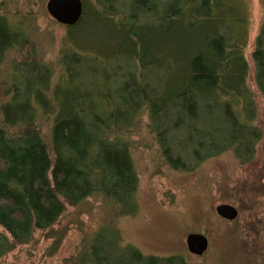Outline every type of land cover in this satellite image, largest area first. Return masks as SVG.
<instances>
[{"label": "trees", "instance_id": "1", "mask_svg": "<svg viewBox=\"0 0 264 264\" xmlns=\"http://www.w3.org/2000/svg\"><path fill=\"white\" fill-rule=\"evenodd\" d=\"M83 1L84 17L62 25L50 62L29 39L32 15L0 0V262L38 232L58 250L68 207L89 199H101L113 219L137 215L133 151L143 127L164 164L181 172L228 152L248 164L263 139L248 85L245 4ZM251 59L264 96V22ZM91 237L65 264H190L124 245L114 221Z\"/></svg>", "mask_w": 264, "mask_h": 264}, {"label": "rangeland", "instance_id": "2", "mask_svg": "<svg viewBox=\"0 0 264 264\" xmlns=\"http://www.w3.org/2000/svg\"><path fill=\"white\" fill-rule=\"evenodd\" d=\"M5 1L8 9L16 10L21 18L26 13L32 15L33 24L26 27L30 41L40 57L57 62L65 28L48 14L47 1ZM229 3L245 4L251 19L246 48L251 67L248 85L257 106L255 125L263 131L253 161L241 164L228 152L191 172L176 171L164 164L143 127L141 137L134 138L133 151L140 177L137 215L116 220L101 199H89L77 207H68L61 224L68 232L58 250L52 252V240L38 232L30 244L17 247L0 264H65L67 260H76L92 243L93 238L87 242L88 238L113 221L124 245L135 246L146 255H181L190 264H264V96L256 88L251 59L255 38L264 22V0ZM10 67L8 64L6 70ZM224 203L239 209L236 221L218 216L216 207ZM192 232L209 238V250L201 257L188 250L186 238Z\"/></svg>", "mask_w": 264, "mask_h": 264}, {"label": "water", "instance_id": "3", "mask_svg": "<svg viewBox=\"0 0 264 264\" xmlns=\"http://www.w3.org/2000/svg\"><path fill=\"white\" fill-rule=\"evenodd\" d=\"M83 0H47L46 9L48 14L59 24L72 27L78 24L84 17ZM219 217L227 221L236 220L239 209L232 204H220L216 207ZM186 243L188 250L195 256H203L210 246L207 235L199 232H192L187 235Z\"/></svg>", "mask_w": 264, "mask_h": 264}]
</instances>
